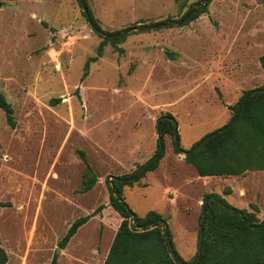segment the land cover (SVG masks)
<instances>
[{
	"label": "rangeland",
	"instance_id": "374dc122",
	"mask_svg": "<svg viewBox=\"0 0 264 264\" xmlns=\"http://www.w3.org/2000/svg\"><path fill=\"white\" fill-rule=\"evenodd\" d=\"M200 1L85 0L102 30L129 31L124 41L107 42L83 78L102 37L78 0H0V91L15 119L9 126L0 108L6 264H50L54 255L55 264H103L121 220L108 203L106 178L152 156L156 118L174 116L186 150L228 122V107L244 90L264 85V0H209L206 13L179 22ZM165 20L170 26H154ZM201 75L209 79L196 88ZM181 157L165 135L157 167L125 186L123 198L139 216L159 212L174 249L190 261L203 195L218 194L238 209L254 204L263 219L264 170L203 177ZM86 163L97 179L83 191Z\"/></svg>",
	"mask_w": 264,
	"mask_h": 264
},
{
	"label": "trees",
	"instance_id": "16d2710c",
	"mask_svg": "<svg viewBox=\"0 0 264 264\" xmlns=\"http://www.w3.org/2000/svg\"><path fill=\"white\" fill-rule=\"evenodd\" d=\"M207 5L208 1L194 10L190 6L183 15L184 17L190 12L183 24L206 13ZM83 14L91 29L102 37L97 47V55L86 61L84 78L90 61L96 60L102 54L107 42H122L127 34L102 30L90 10L83 11ZM154 24L163 28L171 23L165 20ZM261 64L264 70V55ZM0 108L5 112L7 124L13 127V108L1 91ZM228 108L232 111L228 122L206 133L200 141L186 150L178 144L179 134L174 116L169 112L160 114L156 118V149L152 156L130 172L106 178L108 203L121 220L103 264H264V218H258V208L254 204H250V209H238L218 194H204L201 199L197 249L188 261L174 249L166 220L159 212L150 210L144 216H139L123 198L125 186L139 183L145 170L157 167L164 153V138L167 134L172 137L175 151L186 163L193 165L200 176L241 175L248 170H264V85L244 90L236 103ZM80 154L84 158V152L80 151ZM86 167L83 191L89 190L97 179L87 163ZM6 204L0 201V206ZM100 209L99 206L97 212ZM88 218L89 215L80 216L70 224L58 242L60 248L66 246ZM56 257L54 255L50 264L56 263ZM6 261L7 255L0 246V264H6Z\"/></svg>",
	"mask_w": 264,
	"mask_h": 264
},
{
	"label": "crops",
	"instance_id": "0c3cea01",
	"mask_svg": "<svg viewBox=\"0 0 264 264\" xmlns=\"http://www.w3.org/2000/svg\"><path fill=\"white\" fill-rule=\"evenodd\" d=\"M209 79V77L208 76H204V75H201V76H199V77H197L196 78V80L193 82V84H194V87H196V88H198L200 85H201V83L202 82H204V81H206V80H208ZM251 89V88H250ZM238 90H240L241 91V89H240V87H238ZM182 158V157H181ZM183 159V158H182ZM248 171H250V170H248ZM248 171H246V172H248ZM258 171H263V170H258ZM245 172V173H246ZM225 176H232V175H225ZM203 177H212V176H203ZM214 177H217V176H214Z\"/></svg>",
	"mask_w": 264,
	"mask_h": 264
},
{
	"label": "water",
	"instance_id": "95a60500",
	"mask_svg": "<svg viewBox=\"0 0 264 264\" xmlns=\"http://www.w3.org/2000/svg\"><path fill=\"white\" fill-rule=\"evenodd\" d=\"M207 1H209V0H201L197 5H195L191 10H194L197 6H199V5H202V4H204L205 2H207ZM80 3L82 4V6H83V9H84V11H86L87 12V10H88V8H87V6L85 5V3H84V1L83 0H80ZM190 13V12H189ZM189 13H187L179 22H183L185 19H186V17L188 16V14ZM154 26H157L156 24H154ZM129 30H127V31H125V32H120V33H117V34H125V33H127Z\"/></svg>",
	"mask_w": 264,
	"mask_h": 264
}]
</instances>
